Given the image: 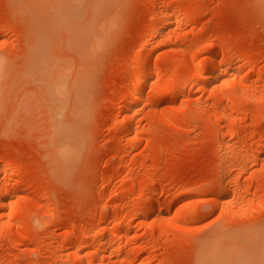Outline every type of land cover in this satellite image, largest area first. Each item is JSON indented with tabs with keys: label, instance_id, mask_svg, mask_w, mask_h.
Segmentation results:
<instances>
[{
	"label": "rangeland",
	"instance_id": "rangeland-1",
	"mask_svg": "<svg viewBox=\"0 0 264 264\" xmlns=\"http://www.w3.org/2000/svg\"><path fill=\"white\" fill-rule=\"evenodd\" d=\"M0 199V264L250 250L264 234V0H0Z\"/></svg>",
	"mask_w": 264,
	"mask_h": 264
},
{
	"label": "bare ground",
	"instance_id": "bare-ground-1",
	"mask_svg": "<svg viewBox=\"0 0 264 264\" xmlns=\"http://www.w3.org/2000/svg\"><path fill=\"white\" fill-rule=\"evenodd\" d=\"M223 56V55H222ZM222 59L223 60H225L226 61V57H222ZM209 60H211L210 62V64H211V66H212V64H213V66L216 64V62L218 63V60H217V57H215V56H213V57H210V59ZM226 63V62H225ZM228 63V62H227ZM202 67V66H201ZM219 67V66H218ZM147 68V67H146ZM213 68V67H212ZM216 68H217V66H216ZM148 69V71L146 70L144 73H143V75H142V77H141V79L139 80V85H140V87H142L143 85H144V83L147 81V78H148V76H149V73H150V68H147ZM202 71V70H201ZM204 71V70H203ZM214 76V75H213ZM219 76V75H218ZM211 79V78H210ZM209 79V80H210ZM214 78L212 77V80H213ZM202 82H204V81H202ZM201 84H203V83H201ZM206 83L204 82V84H203V86L205 85ZM207 85V84H206ZM185 86H186V83L184 84V85H182V86H180V87H178L177 88V92H180V91H182L184 88H185ZM204 88H206V87H204ZM169 95V93L167 92V93H165V96H168ZM229 142V141H228ZM228 142H226L225 143V145H227V143ZM226 164V163H225ZM229 165V164H228ZM222 167H223V165H222ZM225 167V166H224ZM227 168V167H226ZM229 173H230V171H229ZM222 176H224V175H222ZM221 176V177H222ZM225 177V176H224ZM223 177V178H224ZM219 179H222V178H220L219 177ZM227 179H228V177H227ZM226 182V181H225ZM228 183V182H227ZM224 185V184H223ZM220 186H221V184H220ZM217 191V190H216ZM4 200V199H3ZM3 200L2 199H0V207H2L3 205H4V203H3ZM217 200V199H216ZM214 201H215V199H214ZM221 201V200H220ZM165 207H170L171 206V204L169 203V204H166V205H164ZM225 206V205H224ZM183 210V209H182ZM178 211V210H177ZM181 214V213H180ZM192 214L190 213V212H187L185 215H184V217H186V218H188V217H190ZM183 218V217H182ZM254 237V236H253ZM252 237V239H250L249 240V242L250 241H252L253 239H255V241L253 240L252 242V245H251V243H250V245H251V249L250 250H248L247 252H245L244 254H241V253H239V254H235L234 253V255H232V257L229 259V261H228V263H225V264H264V234L263 235H256L255 234V237L253 238ZM258 238V239H257ZM74 257H75V261H76V263H78V264H80V262H81V255L79 254V252H76L75 254H74ZM213 264V263H212ZM214 264H217L216 263V261L214 262Z\"/></svg>",
	"mask_w": 264,
	"mask_h": 264
}]
</instances>
